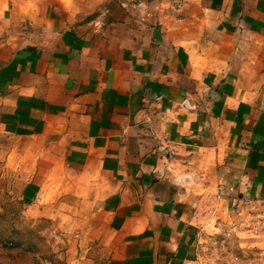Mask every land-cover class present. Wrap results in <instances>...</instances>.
<instances>
[{"label": "crops", "instance_id": "obj_1", "mask_svg": "<svg viewBox=\"0 0 264 264\" xmlns=\"http://www.w3.org/2000/svg\"><path fill=\"white\" fill-rule=\"evenodd\" d=\"M1 11L0 187L26 181L76 264H200L218 205L264 207V0Z\"/></svg>", "mask_w": 264, "mask_h": 264}, {"label": "rangeland", "instance_id": "obj_2", "mask_svg": "<svg viewBox=\"0 0 264 264\" xmlns=\"http://www.w3.org/2000/svg\"><path fill=\"white\" fill-rule=\"evenodd\" d=\"M7 0H0L1 11ZM6 9V8H5ZM19 177L0 187V264H76V233L29 212V188ZM245 204L238 213L220 218L222 209L203 225L200 264H264V207Z\"/></svg>", "mask_w": 264, "mask_h": 264}]
</instances>
